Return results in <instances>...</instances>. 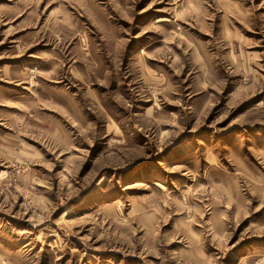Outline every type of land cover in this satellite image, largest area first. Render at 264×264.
I'll return each instance as SVG.
<instances>
[{
	"label": "rangeland",
	"instance_id": "1",
	"mask_svg": "<svg viewBox=\"0 0 264 264\" xmlns=\"http://www.w3.org/2000/svg\"><path fill=\"white\" fill-rule=\"evenodd\" d=\"M0 264H264V0H0Z\"/></svg>",
	"mask_w": 264,
	"mask_h": 264
}]
</instances>
